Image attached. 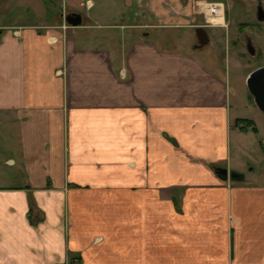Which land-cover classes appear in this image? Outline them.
<instances>
[{"label":"crops","instance_id":"1","mask_svg":"<svg viewBox=\"0 0 264 264\" xmlns=\"http://www.w3.org/2000/svg\"><path fill=\"white\" fill-rule=\"evenodd\" d=\"M86 1L0 0V264H264L228 48L164 40L203 23L183 0Z\"/></svg>","mask_w":264,"mask_h":264},{"label":"rangeland","instance_id":"2","mask_svg":"<svg viewBox=\"0 0 264 264\" xmlns=\"http://www.w3.org/2000/svg\"><path fill=\"white\" fill-rule=\"evenodd\" d=\"M84 4H86V0H83ZM114 1V0H111ZM120 0H117L119 2ZM122 3L124 0H121ZM143 2L145 0H142ZM196 1V0H195ZM128 5L124 6V21H134L135 20V11L138 7L137 0H127ZM146 2V1H145ZM49 5L51 7H55V4L59 10L65 6V0H48ZM132 3V4H130ZM190 3H194L191 1ZM14 9L15 16H21V13L25 12V9H22L18 6ZM226 10L229 16L230 25L227 28L217 27V26H207L201 25L206 29L209 34V31L212 32V42L208 45V48L212 46L218 55V58L224 60L226 55V49L230 55V75L229 79L232 83V89L234 90L235 98H238L239 105L241 107V115L242 116H252L255 113H259L262 118H264V112L260 110V108L255 104L254 99L249 92L247 86V77L249 73L257 67V65L264 64V30L260 28H251L252 30V42L257 50L256 56H252L245 48V37L243 34H237L236 29L239 23L245 18H252V14L254 11L253 4H247L246 6L242 5H233L231 3L226 4ZM199 14V13H198ZM25 15V14H24ZM8 18L7 13L2 12L0 9V21L4 18ZM25 18L26 16H22ZM6 18V19H7ZM198 20L204 21L203 16H198ZM256 20V19H255ZM257 23V22H256ZM119 32V29L114 28ZM249 30V29H248ZM180 33L187 34L188 37L186 39H179V41L175 39H170L169 35H165L166 42L171 45H180L183 44L185 47H193L195 43H197L196 32L194 28H179ZM174 31H172L173 33ZM211 38V36H210ZM228 38V39H227ZM183 40V41H182ZM214 40V41H213ZM226 41H228V47L226 45ZM235 103L237 102L234 100ZM260 123V133L259 135H254L258 138V142L254 141L249 145L250 149L253 150V153L257 155L258 159L251 160L248 166H245L246 175L249 177H255L259 179L260 173H263L264 177V122L259 120ZM254 137V138H256Z\"/></svg>","mask_w":264,"mask_h":264},{"label":"water","instance_id":"3","mask_svg":"<svg viewBox=\"0 0 264 264\" xmlns=\"http://www.w3.org/2000/svg\"><path fill=\"white\" fill-rule=\"evenodd\" d=\"M259 18L264 19V9L260 5L259 7ZM66 21L72 23V24H79L82 21V16L78 12H70L65 16ZM203 31V35H200ZM2 32V28H0V34ZM196 32L200 37H202V40L200 42V45H203L209 41V35L208 32L204 27L196 26ZM197 46V45H196ZM253 52V51H252ZM247 86L249 89V92L252 94L255 104L260 108L262 112H264V65L258 66L255 69H253L248 77H247ZM218 172L220 176L227 177L228 176V169L227 168H218ZM230 177L233 179H243L244 174L242 172L231 170L230 171Z\"/></svg>","mask_w":264,"mask_h":264},{"label":"flooded vegetation","instance_id":"4","mask_svg":"<svg viewBox=\"0 0 264 264\" xmlns=\"http://www.w3.org/2000/svg\"><path fill=\"white\" fill-rule=\"evenodd\" d=\"M138 1H141V0H138ZM183 1L190 3L191 1L194 2L195 0H183ZM223 1H224V4L231 3L233 5H242V6H246L247 4H250V3L253 4L254 11L252 14V18H249V16H248V18L243 19L239 23V25L237 26L236 33L244 35V37H245V48L248 51L247 53H249L252 56H256L257 50L255 49L253 42H252V30H251V28L254 27V28H260L261 30L262 29L264 30V19L259 18V7L261 5L264 9V0H223ZM174 13L172 11L170 14L174 15ZM199 33H201L200 35H203L204 32L201 31ZM196 37H197V43H195V45L202 46V45H200L202 37H200L197 32H196ZM261 65H264V64L257 65V67L261 66Z\"/></svg>","mask_w":264,"mask_h":264},{"label":"built area","instance_id":"5","mask_svg":"<svg viewBox=\"0 0 264 264\" xmlns=\"http://www.w3.org/2000/svg\"><path fill=\"white\" fill-rule=\"evenodd\" d=\"M193 8L197 13L203 15L204 21L200 25H219L224 22L225 4L223 0H196L193 3ZM221 19L223 20L221 21Z\"/></svg>","mask_w":264,"mask_h":264},{"label":"trees","instance_id":"6","mask_svg":"<svg viewBox=\"0 0 264 264\" xmlns=\"http://www.w3.org/2000/svg\"><path fill=\"white\" fill-rule=\"evenodd\" d=\"M237 121H238V123L242 124V127H245V126L247 127V126L252 124V120L249 118H238ZM254 127H255V125H254Z\"/></svg>","mask_w":264,"mask_h":264},{"label":"bare ground","instance_id":"7","mask_svg":"<svg viewBox=\"0 0 264 264\" xmlns=\"http://www.w3.org/2000/svg\"><path fill=\"white\" fill-rule=\"evenodd\" d=\"M223 19H221V21H222Z\"/></svg>","mask_w":264,"mask_h":264}]
</instances>
